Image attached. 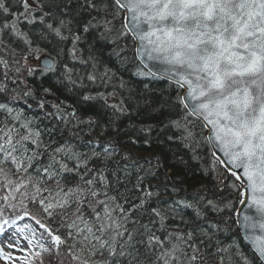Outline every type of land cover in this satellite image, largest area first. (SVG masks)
I'll list each match as a JSON object with an SVG mask.
<instances>
[{
    "label": "snow or ice",
    "instance_id": "1",
    "mask_svg": "<svg viewBox=\"0 0 264 264\" xmlns=\"http://www.w3.org/2000/svg\"><path fill=\"white\" fill-rule=\"evenodd\" d=\"M90 33L121 53L131 41L137 75L170 82L180 115L164 127L179 130L183 140L201 136L220 177L216 190L227 188L228 196L161 199L152 168L133 163V178L127 164L120 167L131 153L116 160L122 149L112 137L84 139L85 129L91 135L101 128L103 136L120 131L115 121L102 124L98 113L81 111L103 101L112 115L125 114L123 101L108 103L115 91L84 93L77 106L59 100L42 80L34 86L37 74L55 71L42 43L70 41L69 57L86 64L79 45ZM72 75L65 64L59 83L75 87ZM107 75L99 78L105 88ZM153 127L139 126L148 134ZM185 209L193 210L191 218ZM209 211L228 215L209 219ZM230 223L264 260V0H0L4 264H248L246 257L233 258L239 256L234 242L217 238L231 231Z\"/></svg>",
    "mask_w": 264,
    "mask_h": 264
},
{
    "label": "trees",
    "instance_id": "2",
    "mask_svg": "<svg viewBox=\"0 0 264 264\" xmlns=\"http://www.w3.org/2000/svg\"><path fill=\"white\" fill-rule=\"evenodd\" d=\"M27 27L29 26H25V30ZM98 36V33L87 34L85 42L81 46L79 45L83 49L80 54L81 59L88 61L86 64L79 60L75 62L69 57L67 50L72 47L70 41L61 42L55 37H49V42L42 43L40 47L50 57L57 58V61L54 59L57 62L55 63V71L46 78L40 77L43 86L52 88L59 100L69 101L72 105H77L79 96L87 92L94 95L98 91L105 93L115 91V97H110L108 103L123 101L127 110L125 114L112 115L111 109L103 107V101L91 102L87 108H82L81 111L98 113L101 116L102 124L115 121V127L120 131L110 129L109 132L114 134L111 136L116 137L117 145L122 149L115 159L119 160L120 155L130 151L138 156L144 155L145 161L139 157L130 156L128 160L120 161V167L127 164L129 169L133 171V178L135 176L133 163L145 169L152 168L156 173V178L151 183L154 185V190H160L161 199L169 202L180 198L191 200L193 195L197 193L207 195L209 199L213 196H228L227 188L222 193L216 190L220 177L210 169L212 157L208 148L203 144L201 136L197 135L195 138V141H200L198 144L195 141L181 139L182 133L179 130L164 127L168 119L175 120L180 115V110L173 107L172 102L176 92L173 87L169 86L170 83L163 80L145 81L144 77V79H135L131 74H133V69L137 73V68L140 65L134 59L132 42L129 41L128 49L121 53L117 45L101 40ZM123 43L121 42V46ZM61 49L65 50L64 54H61ZM65 64L73 70L72 79L76 81L75 87L66 81L63 86L59 83L64 77ZM105 71L108 73L104 77V82L108 84L107 88L99 79ZM89 74H95L98 77L95 83L87 79ZM40 81L32 82L34 86L39 87ZM69 88H72L73 91L68 92L67 89ZM44 124L51 126L55 125L56 121L45 120ZM140 125H153L154 127L152 132L148 134L140 131ZM196 132H200L198 126ZM111 136H103L101 139L106 140L107 137ZM169 136H172L173 139L169 140ZM129 137L136 142L132 143ZM145 139H148L149 143L145 144ZM156 157L160 158L159 161ZM173 185L180 189L178 193L171 191ZM165 186H167L168 191H164ZM221 187L223 186L221 185ZM227 215L228 213L225 212L222 216L216 217L213 212H208L209 219H223ZM184 216L191 218L193 210L185 209ZM229 227L231 231H221L217 234V238L222 240L224 245H230L234 242V251L238 252L239 256L233 258L240 260L246 257L248 264H261L241 239L236 224L230 223ZM221 228L223 229L224 225H221Z\"/></svg>",
    "mask_w": 264,
    "mask_h": 264
},
{
    "label": "bare ground",
    "instance_id": "3",
    "mask_svg": "<svg viewBox=\"0 0 264 264\" xmlns=\"http://www.w3.org/2000/svg\"><path fill=\"white\" fill-rule=\"evenodd\" d=\"M81 46V45H80ZM79 46V47H80ZM81 48V47H80ZM82 49V48H81ZM113 51H115V50H113ZM132 53H133V56H134V59H135V54H134V51H133V46H132ZM81 54V53H80ZM46 55L48 56V54L46 53ZM81 56V55H80ZM53 61H57V58H53V57H50ZM82 58H84V57H82ZM55 59V60H54ZM136 60V59H135ZM77 60H75V62H76ZM137 61V60H136ZM138 62V61H137ZM31 63L33 64V65H36L38 62L37 61H35V60H33V61H31ZM57 63V62H56ZM139 63V62H138ZM140 65V64H139ZM141 66V65H140ZM145 71H147V69L145 68L144 69ZM135 71L136 70H134L133 69V74H131L135 79L136 78H139V79H144L145 81H156V80H163V81H165V82H169L165 77H163V76H155V77H153V76H141V75H137V73H135ZM136 76V77H135ZM144 77V78H143ZM149 79V80H148ZM33 81L34 82H37V81H40V77L39 76H37V78L36 79H33ZM170 83V82H169ZM52 99V98H51ZM69 102V101H68ZM67 102V103H68ZM69 104H71V102H69ZM72 105V104H71ZM45 123V120H43V124ZM101 133H102V130L100 131V128H96L94 131H92V133H91V135H88L87 134V130L85 129L84 130V139L85 140H88V139H91L93 136H101V138L103 137V135H101ZM208 133H207V130H205L204 131V136H206ZM68 135H69V133L68 132H65V135L63 136V137H61V139H66V138H68ZM107 135H109V136H111V135H114V134H111L109 131H108V133H107ZM114 140H115V142H116V144H117V139H116V137H114V136H111ZM107 138H109V137H107ZM119 148H120V146H119ZM121 149V148H120ZM129 153H131V155L130 156H133V157H139L140 159H142V161H145L146 159H145V156L144 155H136L135 153H133V151H130ZM238 229V228H237ZM239 231V230H238ZM239 235H240V233H239ZM241 237V236H240ZM242 239V238H241ZM243 240V239H242ZM244 241V240H243ZM245 244H246V242H244ZM247 245V244H246ZM248 246V245H247ZM249 247V249L253 252V254L256 256V254H255V252L251 249V247L250 246H248ZM257 257V256H256ZM257 259L259 260V263H261V264H264L258 257H257ZM0 264H1V262H0Z\"/></svg>",
    "mask_w": 264,
    "mask_h": 264
},
{
    "label": "water",
    "instance_id": "4",
    "mask_svg": "<svg viewBox=\"0 0 264 264\" xmlns=\"http://www.w3.org/2000/svg\"><path fill=\"white\" fill-rule=\"evenodd\" d=\"M47 57H50L49 55L47 56ZM52 60V59H51ZM237 226V225H236ZM237 228H238V230H239V233H240V236H241V238L244 240V242H246V244L248 245V246H250L251 247V249L255 252V250L253 249V247H252V245H251V242L250 241H248V240H246V239H244L243 238V235H242V233H241V230L239 229V227L237 226ZM259 259H260V257L258 256V255H256ZM261 260V259H260ZM263 263H264V260H261Z\"/></svg>",
    "mask_w": 264,
    "mask_h": 264
},
{
    "label": "rangeland",
    "instance_id": "5",
    "mask_svg": "<svg viewBox=\"0 0 264 264\" xmlns=\"http://www.w3.org/2000/svg\"><path fill=\"white\" fill-rule=\"evenodd\" d=\"M237 227V226H236Z\"/></svg>",
    "mask_w": 264,
    "mask_h": 264
}]
</instances>
